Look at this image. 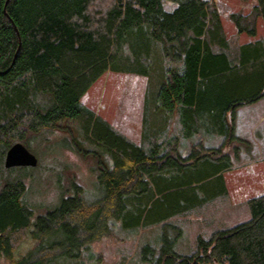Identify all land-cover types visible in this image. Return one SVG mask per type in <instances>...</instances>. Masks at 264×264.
I'll return each instance as SVG.
<instances>
[{"label": "trees", "instance_id": "1", "mask_svg": "<svg viewBox=\"0 0 264 264\" xmlns=\"http://www.w3.org/2000/svg\"><path fill=\"white\" fill-rule=\"evenodd\" d=\"M167 1L177 7L167 11ZM258 18L264 24V0L249 14H231L237 34L228 37L220 11L206 0H0V262L80 258L111 235L110 220L126 230L165 226L225 195L221 173L231 166L222 146L200 141L183 157L179 137H168L167 126L151 130L148 119L138 145L82 98L107 72L148 78V97L155 79L154 115L169 121L178 113L184 139L205 128L227 143L236 109L264 97V37L238 42L243 34L257 36ZM66 120L78 122L86 141L112 158L99 175L102 198L86 203L78 190L32 221L25 196L27 172L35 168L6 169V153L16 143L29 149L31 136ZM246 205L248 221L199 237L190 256L174 253L182 232L173 226L176 235L163 233L158 258V250L145 247V262L264 264V194Z\"/></svg>", "mask_w": 264, "mask_h": 264}, {"label": "rangeland", "instance_id": "2", "mask_svg": "<svg viewBox=\"0 0 264 264\" xmlns=\"http://www.w3.org/2000/svg\"><path fill=\"white\" fill-rule=\"evenodd\" d=\"M206 1L217 6L228 37L237 34L235 25L230 19L231 14H249L257 4V0ZM166 4L167 11H173L177 7V4L171 1H167ZM262 37H264V24L262 19L258 18L257 36L250 37L243 34L238 37V42L248 43ZM166 65L169 66V63ZM156 83L157 80L154 79L150 86L148 120L154 117L152 103L154 93L156 94L158 90ZM148 84L149 80L146 77L107 72L90 88L83 98V104L95 109L96 114L106 119L117 131L121 129L127 136L136 138L132 141L138 144L141 99L143 94L148 92ZM263 116L264 97L254 104L236 109L233 122L234 137L227 143L223 137L206 134L203 131L190 140H184L177 118L172 120L173 123L167 131L168 137H179L181 152L185 156L189 155L193 145L200 141H203V146L206 148L222 146L225 152L228 150L230 157L226 159L227 165L237 170L236 174H246L234 177L229 175L230 189L239 188L238 193L234 191V199L232 194L228 193L211 199L184 215L174 216L166 222V227L163 226L164 224H154L126 230L120 221L110 220L109 225L113 228L111 235L93 243L89 248L86 247L80 258L61 257L52 264H151L144 260L145 247L151 246L158 250L155 253V257L158 258L163 233L167 239L176 235L173 226H177L182 232L180 239L174 245V253L190 256L197 250L199 237L209 239L216 231L229 229L248 221L250 214L247 201L264 194V159L261 158L264 156L262 153L264 152V121H260ZM58 126L59 129L54 132H45L30 138L29 150L39 159V166L27 172L26 180L28 192L25 201L29 204L32 221H37L39 217L60 208L63 202L73 198L78 190L86 203L96 202L102 198L99 175L102 167H112L110 155L101 147L86 141L78 122L66 120ZM261 154L263 155L259 159ZM17 176L18 172H14L9 177L14 180ZM199 196H201L200 191ZM230 202H234V205ZM26 248L27 246H23L22 249ZM0 264L7 262L2 260Z\"/></svg>", "mask_w": 264, "mask_h": 264}, {"label": "crops", "instance_id": "3", "mask_svg": "<svg viewBox=\"0 0 264 264\" xmlns=\"http://www.w3.org/2000/svg\"><path fill=\"white\" fill-rule=\"evenodd\" d=\"M141 78H145V77H142L141 76ZM146 79H148V78H146ZM86 96V95H85ZM85 96L83 97V98H85ZM83 98H82V103H83ZM85 105V104H84ZM104 105V104H103ZM86 106V105H85ZM88 107V106H87ZM147 107H148V92L147 93H144L143 94V96H142V99H141V126H140V135H139V138H140V142L138 143V145H141L142 144V138H143V133H144V131H145V128H146V126H147V122H146V110H147ZM89 108V107H88ZM153 108H154V110L156 109V104H154L153 105ZM91 109V108H90ZM98 109V108H97ZM94 112H95V109H92ZM104 110H106V108H105V106H104ZM96 113V112H95ZM98 115V114H97ZM162 112H158V113H156L155 115H154V117L153 118H151L150 119V121H149V124H150V126L152 127L151 128V130H153V129H156V128H158L160 125H161V129L162 128H164L165 129V126H167L168 127V130H169V128H170V125H171V123H173L172 122V120L173 119H176L177 118V122L179 123V125H180V129L182 128V126H181V124H180V121H179V114L178 113H175L174 115H173V117L169 120V121H167V120H165V119H162ZM160 117V118H159ZM104 119V118H103ZM104 120H106V119H104ZM107 121V120H106ZM260 121H264V116L261 118V120ZM112 125V124H111ZM255 128V127H254ZM117 130V129H116ZM118 130H120L119 132L120 133H122L123 135H125L128 139H130L131 141L132 140H135L136 138H131V137H129V136H127V134L126 133H124V132H122L121 131V129H118ZM167 130V131H168ZM182 130V129H181ZM205 132L206 134H208L207 132H206V130H205V128L204 129H202L201 130V132ZM193 138V137H192ZM184 140H186V139H184ZM190 140V139H189ZM132 142H134V141H132ZM157 142L158 143H161L162 141H160V139L159 140H157ZM135 143V142H134ZM179 151H180V154L183 156V157H188L189 155H184L182 152H181V148H179ZM262 153H264L263 151H262ZM244 154V153H243ZM246 155V154H245ZM263 154H261L258 158L259 159H261L262 158V160L264 159V156H262ZM229 156V152H228V150L226 151V157H228ZM262 156V157H261ZM230 157V156H229ZM261 157V158H260ZM227 159V158H226ZM250 159H251V157H250ZM237 170H233L232 169V166L231 167H228V168H226V169H224L223 171H222V173H221V175H222V177H223V179H224V183H225V187H226V194L228 193V194H232V197H233V194H234V191H237V193H238V190H239V188H236V189H233L232 190V188L230 189V187H229V175L231 176V177H234V176H239V175H246V174H244V173H239V174H236L237 172H236ZM255 173V172H254ZM256 176H258V174H256ZM261 177V175L259 174V178ZM237 178V177H236ZM238 179V178H237ZM262 179V178H261ZM260 179V180H261ZM248 188H250V187H248ZM241 191H239V193H240ZM242 193V192H241ZM239 195V194H238ZM263 195V194H262ZM258 196H260V195H258ZM256 197V196H255ZM233 199H234V197H233ZM230 204H232V205H234V202L233 203H231L230 202ZM159 240H161V239H159Z\"/></svg>", "mask_w": 264, "mask_h": 264}, {"label": "water", "instance_id": "4", "mask_svg": "<svg viewBox=\"0 0 264 264\" xmlns=\"http://www.w3.org/2000/svg\"><path fill=\"white\" fill-rule=\"evenodd\" d=\"M39 159L22 143L14 144L6 153L5 168H36Z\"/></svg>", "mask_w": 264, "mask_h": 264}]
</instances>
